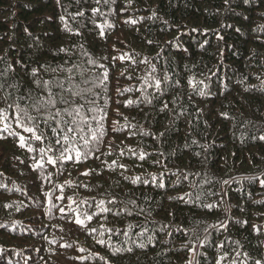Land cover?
<instances>
[{"label":"trees","instance_id":"16d2710c","mask_svg":"<svg viewBox=\"0 0 264 264\" xmlns=\"http://www.w3.org/2000/svg\"><path fill=\"white\" fill-rule=\"evenodd\" d=\"M0 109V264H264V0H0Z\"/></svg>","mask_w":264,"mask_h":264},{"label":"snow or ice","instance_id":"6c2138e0","mask_svg":"<svg viewBox=\"0 0 264 264\" xmlns=\"http://www.w3.org/2000/svg\"><path fill=\"white\" fill-rule=\"evenodd\" d=\"M129 2H131V0H129ZM93 11L95 12V11H97V9H93ZM61 50H63V49H61ZM47 84H48V82H45V85H47ZM156 84H157V87H159L160 82L157 81ZM60 87L63 88V85L61 84ZM65 91H69L70 92V96L68 98H65L61 94L60 100L57 101L55 98L52 97V93L49 90V98L45 99L44 97H41L40 99H37L31 105V107L37 113H41L42 114V111H43L45 106H49L51 108H56L57 103L70 104L71 105V111L69 110V108H63V109L56 108V111H55L54 114L51 113V112L48 113V118L54 120L58 125L60 123H63L65 125L67 133H71V134L74 135L75 134V129L72 126L75 123L74 113L75 114H79L81 109L83 108L82 104L78 105L76 103V98L83 99V100H85L86 103L88 101H87L86 97H84L81 94V92H79V91H71L70 89H65ZM84 91L87 92V91H90V89H84ZM9 107H11V105H9ZM164 108H167V104L164 105ZM16 111H17L16 123L20 127H24L27 132L33 133V139L41 140L43 138V133L36 134L37 131H38V128H39V123H38L39 117L38 116L34 117V116L29 115L25 109H20L18 105H17ZM62 112L63 113H67V115L69 117H71V121H69V120L61 121V120L57 119L58 117L61 116ZM20 113L24 114V118L23 119L21 118ZM5 118L6 117L4 116V110L0 109V121L4 120ZM25 120L26 121H31L34 126L33 127H28L26 125V123H25ZM44 122L47 123V120H45ZM53 131L55 132L56 129L54 128ZM62 131H64V129H62ZM63 139L64 140H69V136L67 134H65L63 136ZM261 139H264V137H261ZM59 143H60V141H57V144H59ZM20 145H21V147L25 146V138L23 136L20 137ZM40 151L44 152V149L41 148ZM64 151H67V149H65ZM76 155H77V157H79L80 153L77 151ZM61 156L64 159H71L70 156H65L63 152H62ZM141 158H143V156H141ZM49 161L51 162V158H49ZM85 174H87V173H85ZM262 183H264V181H262ZM77 222L81 223V221H79V220ZM101 243H103V241H101ZM257 264H259V261L257 262Z\"/></svg>","mask_w":264,"mask_h":264}]
</instances>
